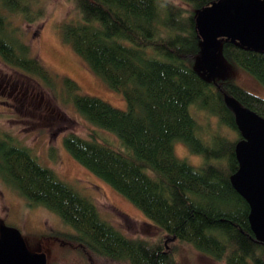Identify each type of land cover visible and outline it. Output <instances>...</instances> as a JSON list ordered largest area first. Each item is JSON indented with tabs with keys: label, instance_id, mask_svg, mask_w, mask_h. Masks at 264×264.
<instances>
[{
	"label": "trees",
	"instance_id": "16d2710c",
	"mask_svg": "<svg viewBox=\"0 0 264 264\" xmlns=\"http://www.w3.org/2000/svg\"><path fill=\"white\" fill-rule=\"evenodd\" d=\"M210 1L72 0L75 13L56 25L57 33L90 70L121 92L126 107L118 108L79 92L66 75L59 81L30 53L23 31L10 26L8 16L17 13L29 23L42 16L38 6L30 0H0V59L53 87L81 117L114 135L117 144L94 131L82 136L66 130L61 142L79 164L136 205L158 233L152 239L125 234L91 198L1 129L0 179L28 203L56 213L78 244L111 261L180 264L175 243L166 245L171 237L223 264H264V242L253 237L248 205L229 181L240 135L223 93L263 117L264 98L227 77L206 78L193 66L200 48L194 15ZM218 53L264 86V50L221 38ZM199 112L203 122L196 117ZM175 141L197 161L175 154ZM147 224L141 222L143 228Z\"/></svg>",
	"mask_w": 264,
	"mask_h": 264
},
{
	"label": "rangeland",
	"instance_id": "374dc122",
	"mask_svg": "<svg viewBox=\"0 0 264 264\" xmlns=\"http://www.w3.org/2000/svg\"><path fill=\"white\" fill-rule=\"evenodd\" d=\"M30 3L42 10L40 18L27 23L17 13L8 16L9 25H17L23 31V40L28 43L30 53L50 73H55L59 81L61 76L66 75L78 84L79 92L98 96L113 106L125 108L126 102L121 92L108 86L97 73L90 70L57 33L56 25L69 13H75L72 0H30ZM8 30L13 36L11 29ZM193 66L205 75L199 55L198 59L193 60ZM0 73L6 75L9 84L13 82V86L8 85L0 94V129L7 131L16 143L29 147L36 158L52 168L63 181L91 198L99 213L122 232L130 236L155 238L158 229L150 219L128 198L79 164L61 142V133L66 130H73L82 136L94 131L99 138L117 144L114 135L81 117L70 101L61 94L56 95L53 87L43 85L37 77L13 69L1 59ZM214 77H227L264 98V86L238 65L224 60L219 53ZM59 84L55 83L57 92H60ZM21 89L26 97L20 96ZM196 117L200 122L205 120L201 112ZM172 147L178 156L197 161L198 157L189 152L183 143L175 141ZM15 191L0 179V221L17 227L30 250L44 251L46 264H128L111 261L78 244L70 237L74 234L73 229L56 213L40 204L27 209L24 199ZM141 222L150 224L143 228ZM171 242L175 243L176 259L180 264H223L186 242L174 241L169 237L166 245L169 246Z\"/></svg>",
	"mask_w": 264,
	"mask_h": 264
},
{
	"label": "water",
	"instance_id": "95a60500",
	"mask_svg": "<svg viewBox=\"0 0 264 264\" xmlns=\"http://www.w3.org/2000/svg\"><path fill=\"white\" fill-rule=\"evenodd\" d=\"M194 22L206 78L214 76L221 38L264 50V0H211L195 12ZM223 101L240 135L233 146L237 166L229 181L248 205L253 237L264 242V117L226 92ZM0 264H46V254L30 250L17 227L0 221Z\"/></svg>",
	"mask_w": 264,
	"mask_h": 264
},
{
	"label": "flooded vegetation",
	"instance_id": "af4514ba",
	"mask_svg": "<svg viewBox=\"0 0 264 264\" xmlns=\"http://www.w3.org/2000/svg\"><path fill=\"white\" fill-rule=\"evenodd\" d=\"M13 84V82H11L10 84H9V82H8V79L6 78V75L5 74H2V73H0V94H3L4 93V91H5V88L9 85L10 87L11 86H13L12 85ZM10 90H12V89H10ZM10 92V91H9ZM19 94H20V96L21 97H23V96H25L26 97V94H25V91L23 90V89H21V91L19 90ZM3 104L4 105H7V103L6 102H3ZM19 104H22V102H19ZM10 106V105H9ZM14 191H15V189H13ZM16 192V191H15ZM19 196H21L20 194H18ZM17 195V196H18ZM22 197V196H21ZM23 198V197H22ZM24 199V198H23ZM24 201H25V203H26V205H27V209H30V207H32L33 205H35V204H32V203H28V201L27 200H25L24 199Z\"/></svg>",
	"mask_w": 264,
	"mask_h": 264
}]
</instances>
